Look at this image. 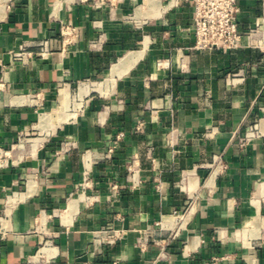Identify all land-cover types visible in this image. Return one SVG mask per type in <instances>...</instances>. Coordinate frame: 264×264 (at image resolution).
Segmentation results:
<instances>
[{
  "label": "crops",
  "instance_id": "1",
  "mask_svg": "<svg viewBox=\"0 0 264 264\" xmlns=\"http://www.w3.org/2000/svg\"><path fill=\"white\" fill-rule=\"evenodd\" d=\"M239 5L244 46L195 50L190 0H0V146L40 141L0 166V264H264V0ZM61 22L74 43L14 60ZM84 80L97 92L60 118ZM250 125L260 135L235 148ZM103 226L121 240L95 244Z\"/></svg>",
  "mask_w": 264,
  "mask_h": 264
},
{
  "label": "built area",
  "instance_id": "2",
  "mask_svg": "<svg viewBox=\"0 0 264 264\" xmlns=\"http://www.w3.org/2000/svg\"><path fill=\"white\" fill-rule=\"evenodd\" d=\"M11 1V0H9ZM82 2H93L95 8H101L104 4H114L115 0H80ZM171 6L178 5L181 0H164ZM193 6V32L195 34L194 44L191 46L195 50H234L244 46L243 34L239 29V12L240 5L239 0H190ZM254 31V30H252ZM79 35V29L77 26L70 23L61 22L60 33L57 38L43 39L35 43L37 50L29 51L27 47L22 46L19 51H11L16 62L29 63L33 57H45L48 54L55 51V46L58 42L62 46L66 47L76 41V37ZM249 37H253V33L249 34ZM98 82L84 80L78 83L74 89L68 94H73V98L82 100L85 97H89L91 93H96L98 89L94 86ZM92 85V90L89 94L81 96L80 89L83 85ZM77 113V112H76ZM75 113V114H76ZM73 117V116H72ZM71 117V118H72ZM137 129L141 128V124H138ZM213 130H207L206 136H211ZM260 135V131L256 125H250L244 131L235 132L231 143L239 149L247 146L252 140ZM125 136L124 131H120L113 135L108 144L101 148L103 159L111 158L115 151L120 147L121 142ZM37 137L35 134L25 133L20 134L15 143L10 148H4L0 146V166H3L9 162L10 159H14L13 151L16 147L26 148L27 145L32 143V138ZM26 153V152H25ZM89 168H86V176L89 175ZM91 186L90 180L85 182L84 188ZM15 194V192L13 193ZM9 196L7 200H14V195ZM5 203H0V214L3 211ZM161 226L160 222H157V227ZM157 230L152 228L150 230H144L139 237L138 246L142 250H146L151 238L152 232ZM124 233V229L114 226H103L102 228L95 230L93 235V242L97 245H109L121 240ZM155 264V262H154Z\"/></svg>",
  "mask_w": 264,
  "mask_h": 264
},
{
  "label": "rangeland",
  "instance_id": "3",
  "mask_svg": "<svg viewBox=\"0 0 264 264\" xmlns=\"http://www.w3.org/2000/svg\"><path fill=\"white\" fill-rule=\"evenodd\" d=\"M93 94L94 93H91V95L89 97H85L82 100L77 99L78 97H76V99H75V98H73V94H70L68 97L66 110L62 114H61V112H57L58 113L57 115H59L60 118H63L65 120L70 119L72 116H76L77 113H79V111L84 109L87 101L92 98Z\"/></svg>",
  "mask_w": 264,
  "mask_h": 264
},
{
  "label": "bare ground",
  "instance_id": "4",
  "mask_svg": "<svg viewBox=\"0 0 264 264\" xmlns=\"http://www.w3.org/2000/svg\"><path fill=\"white\" fill-rule=\"evenodd\" d=\"M48 118V116L47 117H44L42 120H45V119H47ZM33 141V140H32ZM33 142H35V143H37V144H40V141H39V139H37V140H34ZM30 146V145H29ZM22 148V147H21ZM31 148V147H30ZM36 148H38V147H36ZM31 150H35L34 148H31ZM78 198V197H77Z\"/></svg>",
  "mask_w": 264,
  "mask_h": 264
}]
</instances>
